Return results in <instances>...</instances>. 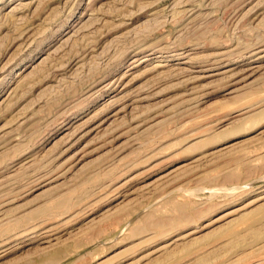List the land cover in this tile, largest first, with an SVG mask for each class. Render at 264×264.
<instances>
[{
	"label": "rangeland",
	"instance_id": "rangeland-1",
	"mask_svg": "<svg viewBox=\"0 0 264 264\" xmlns=\"http://www.w3.org/2000/svg\"><path fill=\"white\" fill-rule=\"evenodd\" d=\"M0 264H264V0H0Z\"/></svg>",
	"mask_w": 264,
	"mask_h": 264
},
{
	"label": "bare ground",
	"instance_id": "bare-ground-1",
	"mask_svg": "<svg viewBox=\"0 0 264 264\" xmlns=\"http://www.w3.org/2000/svg\"><path fill=\"white\" fill-rule=\"evenodd\" d=\"M181 57L185 58L183 55H182ZM257 58H260V57H257ZM134 59H135V58H134ZM149 59H150V57L143 58V60H141V62H138V64H139V63H144V62H146V61L149 60ZM189 60H190V59H189ZM136 61H137V60H134V61H133V62H134V63H133L134 66L138 65ZM186 61H188V60H186ZM187 64H188V63H187ZM155 66L158 67V66H162V65L157 64V65H155ZM226 66H228V65H226ZM210 68H211V66H210ZM246 68H247V67H246ZM252 68H253V67H252ZM227 69H228V68H227ZM227 69H226V70H223V72H224V71H228ZM248 69H249V68H248ZM254 70H255V69H254ZM190 76H191V75H190ZM119 90H120V89H119ZM116 92H118V91H116ZM99 126H100V125H99Z\"/></svg>",
	"mask_w": 264,
	"mask_h": 264
}]
</instances>
